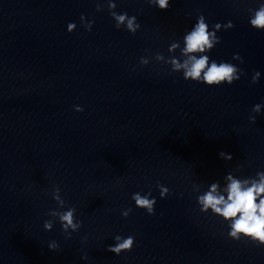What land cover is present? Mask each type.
<instances>
[{
    "label": "clouds",
    "instance_id": "9594fccd",
    "mask_svg": "<svg viewBox=\"0 0 264 264\" xmlns=\"http://www.w3.org/2000/svg\"><path fill=\"white\" fill-rule=\"evenodd\" d=\"M150 5L157 7L160 10H167L171 0H147ZM109 14L115 21V27L120 29L122 26L133 35L140 28L136 16H129L127 12L117 13L115 11L117 4L115 0H106ZM101 0H96V11H103ZM249 23L256 30L264 31V3H260L255 9L249 8ZM81 25L86 31H91L94 21L86 20L85 16L80 17ZM77 25L74 22L67 24V31L73 32ZM223 27L224 30H229L235 27L232 21L221 25L214 24L211 29L206 22L204 15L197 17L194 26L187 31L183 36V47L180 41H173L168 52L171 54L167 58L160 52H157L152 59L158 63L170 65V73H182L185 81H194L203 83L208 87H219L227 84L232 85L238 81L243 74L242 69L230 62H217L212 60L207 53L211 52L216 45L221 43V37L217 32ZM179 49L180 56L175 53ZM233 59L244 63L243 57L238 53L233 55ZM150 62L148 57H141L140 65L147 66ZM260 79V72H254L252 83L255 84ZM262 104H256L252 108L253 113L259 114ZM75 111L81 112L83 108L77 106ZM251 123L256 122V116H250ZM220 158L231 161V154L221 151ZM240 169L238 168L237 171ZM225 186L221 189L219 181H214L209 184L207 190L201 192L199 184L193 185V191L198 193L197 204L202 213L211 212L212 215L220 217L227 223L229 231L228 238L232 240L246 239L250 240L257 246H264V171L256 173L255 177L240 178L232 172H228L224 176ZM156 187L159 189L160 197L166 198L170 194V189L157 182ZM61 188L58 185H53L51 197L56 202L57 207L50 210L47 215L51 219L45 220L43 227L46 231H51L54 224L59 221L62 231L66 238L71 237V233L78 232L83 226V222L77 219L75 206L66 204V201L61 196ZM151 197V191L142 195L134 193L131 199L135 202L137 208L146 210L149 215L155 213V198ZM66 209V210H64ZM132 211L131 208L124 210L121 215L127 218ZM86 240V237H85ZM115 244L110 245L107 251L120 255L122 252L131 251L135 244V237L132 235L122 237L116 235L114 237ZM51 251H56L59 244L56 241H51L48 245ZM87 259V256L82 257Z\"/></svg>",
    "mask_w": 264,
    "mask_h": 264
}]
</instances>
